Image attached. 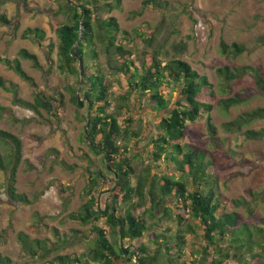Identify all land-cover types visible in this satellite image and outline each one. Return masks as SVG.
I'll return each instance as SVG.
<instances>
[{
  "label": "rangeland",
  "instance_id": "374dc122",
  "mask_svg": "<svg viewBox=\"0 0 264 264\" xmlns=\"http://www.w3.org/2000/svg\"><path fill=\"white\" fill-rule=\"evenodd\" d=\"M27 1V5L12 2L2 7L1 12L9 16L13 25L0 26V57L10 60L19 58L23 69L34 79L36 87L23 81L4 64H0V78L9 89L12 87L17 90L24 100L33 102L38 92L49 100L56 98L57 102L50 100L54 103L56 114L53 116L51 112L40 109L42 114L39 115L15 106L12 92L0 87V104L5 107L0 112V129L16 135L23 144L16 192L26 195L30 200L27 204L10 200L7 193L8 174L0 169V253L3 257H10L16 264H60L59 257L74 259L93 250V225L72 221L69 215L80 213L91 196L96 194L100 198L98 205L104 209L110 194L115 193L112 190L114 184L110 183L114 176L107 171L108 163L103 154H96L88 145L86 137L84 138V118L88 116L89 110L88 103L84 101V89L79 92L78 77L59 69V40L56 30L60 25L71 22L70 15L59 10L57 0ZM145 1L147 0H122L120 9L101 15L103 19L116 17L121 28L132 34V42L123 43L135 52L133 58L138 66L141 65L143 52H151L161 45V57L164 60H185L200 75L208 76L216 91V98L212 101L214 109L210 116L224 148L217 150L210 144L207 113H203L197 122L188 125L190 131L202 135V140L197 142L187 138L185 142L213 154L219 174L220 192L227 199L245 197L247 201H251L248 191L258 196L249 204L251 212L243 207L237 211L242 215L244 223L259 225L264 220V136L249 139L246 132L264 130V119L256 120L241 130L229 129L227 124L247 112L264 108V96L259 93L250 76L231 84V89L224 91V82L217 69L225 65H250L261 66L264 73V45L258 41L259 36H264V0H156L168 3V13L146 6ZM15 25L18 29H15ZM28 28L44 30V40L39 42L33 38L24 39L22 35ZM134 29L154 33L156 37L153 48L145 47L140 37L133 33ZM222 40L229 44H243L247 49L235 58H226L221 54ZM22 49L37 55L40 69L35 68L33 61L25 60L19 55ZM106 60L101 53L99 63L104 69ZM112 80L109 96L111 107L108 112L117 117L123 129L129 126L132 132L142 133L139 138L130 137L120 142V145L127 147V156L131 158L135 168L134 183L147 165L151 166L154 174L162 175L164 171L176 173L164 156L156 164L150 154L153 149L151 140L160 132L159 122L166 112H153L148 101H141L136 94L125 98L128 90L125 76L116 75ZM162 90L168 92V89ZM74 92L84 101L83 105L78 106L74 102ZM239 93L245 95L246 101L227 110L224 100ZM166 97L175 103L181 98V92L171 91ZM130 119L132 123L128 122ZM0 153L6 157L12 153L10 143L1 138ZM89 171H102L106 177L99 179L93 191V186L89 183ZM177 177L180 175L177 174ZM224 207L225 211L234 210L232 204ZM161 217L150 219L147 222L148 232L143 238L133 242H122L118 236L111 235L105 224V217L96 224L109 231L107 235L111 243L118 248L136 251V247L145 246L154 255L158 249L154 235L168 238L175 235L176 230V221ZM185 217L195 226V231L186 234L185 256L173 264H199L198 261L203 258L201 245L204 240L192 217ZM21 232L27 235L29 244L35 250L34 245L39 241L45 243L42 246L48 252L37 248L38 254L33 256L25 251L18 240ZM168 258L167 255L163 256L158 264H167ZM211 258L217 259L211 256L209 260ZM136 263L133 258L131 264ZM223 264L237 262L229 259Z\"/></svg>",
  "mask_w": 264,
  "mask_h": 264
},
{
  "label": "trees",
  "instance_id": "16d2710c",
  "mask_svg": "<svg viewBox=\"0 0 264 264\" xmlns=\"http://www.w3.org/2000/svg\"><path fill=\"white\" fill-rule=\"evenodd\" d=\"M59 10L70 15V23L62 24L56 30L59 40L58 57L59 69L71 76L78 77L79 92L83 89L88 96V116L84 118V138L96 154L102 155L108 165L107 171L112 172L114 184L112 190L117 201L109 205V213L103 215V210L98 205V195H92L82 211L77 215L71 214L72 221L83 225L91 224L95 234L94 248L89 253H84L76 258L59 257L60 264H131L133 258L136 264H158L163 256L169 257L167 264L182 260L187 246V233L195 231V226L188 222L186 215L192 217L194 224L201 230L204 240L202 244L203 258L199 264H223L225 260L233 259L237 264H264V220L259 225L243 222L238 208L252 210L250 202L257 199L253 192L248 191L251 201L245 197L227 199L220 192V180L217 165L213 154L185 142L188 138L200 142L202 135L189 130V123L197 122L203 113H207V131L210 144L217 150H223V141L220 140L217 127L212 123L210 113L214 109L212 101L216 98L214 84L207 75H200L192 68L190 63L182 59H167L161 57L163 48H153L155 35L134 29L133 33L140 37L151 52H143L141 65L138 66L133 58L135 52L126 47L123 41L131 43L132 34L121 28L116 17L103 19L102 13H111L120 9L122 0H57ZM22 2L27 0H0V26H12L13 21L5 12H1L7 3ZM146 6L168 13L167 2L147 0ZM18 29V26H14ZM23 38H33L42 42L45 31L40 28H28L23 33ZM259 43L264 45V36L258 37ZM221 54L226 58H235L246 51L243 44L236 42L229 44L225 40L220 43ZM53 48V46H51ZM106 57V68H102L100 54ZM19 55L25 60L33 61L35 68L40 69L37 55L22 49ZM0 64L8 66L23 81L36 87L34 79L30 77L21 65L19 58L4 59L0 57ZM91 64L93 66H91ZM219 77L224 82V91L231 89V84L240 81L245 76L253 78L259 93L264 96V73L261 66L250 65L234 66L225 65L217 69ZM116 75L125 76L128 83L125 98L136 94L142 101H148L153 112H166L159 122L160 132L152 138L153 149L150 152L153 162L158 163L164 158L172 164L176 173L163 172L154 174L150 165H147L142 174L134 183L135 168L132 160L127 156V147L120 145L122 140L139 138L140 132H132L130 127L124 129L116 116L108 112L111 107L109 96L112 90V78ZM0 87L11 91L14 95L13 104L41 115V110L51 112L55 116V106L52 100L47 99L42 93H37L33 102L20 98L17 90L6 86L0 78ZM162 89H168L164 92ZM180 90L181 98L172 103L167 94ZM73 92V91H72ZM73 97L78 106V96ZM171 96V95H170ZM246 101L241 93L228 97L223 104L228 110L234 105ZM5 107L0 104V112ZM264 119V108H257L247 112L227 124L229 129L241 130L250 126L256 120ZM132 123V119L128 121ZM264 130H248L246 137L260 139ZM0 138L10 143L12 153L4 156L0 153V169L7 172V193L14 203H30L24 194L16 192L17 171L23 159V144L14 134L0 129ZM158 168V166L156 167ZM89 183L97 186L100 178H106L102 171H89ZM177 174L180 177H177ZM189 186L191 189H189ZM233 205L234 210L225 211V205ZM119 205V207H118ZM160 215V216H157ZM174 215V218L172 217ZM176 221L175 235L165 237L154 235L158 249L151 255L145 246L136 247V251L118 248L111 243L108 232L118 236L123 242H133L144 237L148 232L147 222L158 217ZM105 217V224L109 231L96 223ZM161 217V218H162ZM170 231V230H169ZM164 239L159 241V239ZM18 240L25 251L31 255L38 254L37 248L48 252L45 243L37 242L32 247L27 235L19 233ZM259 242V243H258ZM225 251V252H224ZM215 257L217 259L209 257ZM0 264H16L10 257H3L0 253ZM182 264V263H180Z\"/></svg>",
  "mask_w": 264,
  "mask_h": 264
},
{
  "label": "flooded vegetation",
  "instance_id": "af4514ba",
  "mask_svg": "<svg viewBox=\"0 0 264 264\" xmlns=\"http://www.w3.org/2000/svg\"><path fill=\"white\" fill-rule=\"evenodd\" d=\"M111 191L112 190H110V192ZM115 201H117L116 196H114L113 194H110V196L108 197L107 201L105 202L104 209H102L103 210V215H106L107 213H109V205H112V203H114ZM99 208L101 209V205H99Z\"/></svg>",
  "mask_w": 264,
  "mask_h": 264
},
{
  "label": "water",
  "instance_id": "95a60500",
  "mask_svg": "<svg viewBox=\"0 0 264 264\" xmlns=\"http://www.w3.org/2000/svg\"><path fill=\"white\" fill-rule=\"evenodd\" d=\"M84 101L89 102V98H88V96H85ZM84 101L81 100V99H79V100H78L79 105H83ZM104 213H105V212H104ZM124 251H125V253L127 252L125 249H124Z\"/></svg>",
  "mask_w": 264,
  "mask_h": 264
}]
</instances>
